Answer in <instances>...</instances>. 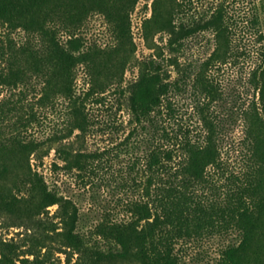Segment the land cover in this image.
<instances>
[{
  "label": "trees",
  "instance_id": "obj_1",
  "mask_svg": "<svg viewBox=\"0 0 264 264\" xmlns=\"http://www.w3.org/2000/svg\"><path fill=\"white\" fill-rule=\"evenodd\" d=\"M138 1L0 0V21L26 34L20 45L11 39L0 44L4 62L0 83L37 85L41 105L58 99L67 103L65 127L44 142L23 136L33 114L25 117L20 105L6 110L17 111L18 116L13 124L0 128V209L33 218L57 205V221L45 223L46 230L64 238L68 248L87 249L78 229V207L49 187L38 163L54 149L63 163L54 162L55 168L92 170L100 155L75 152L63 140L75 132L81 137L91 127L88 102L103 104L108 95L118 94L128 104L133 126L127 139L134 137L133 147H143L129 167L142 171L145 180L140 198L125 206L130 217H105L93 233L132 250L143 264H181L176 252L179 241L234 229L241 241L226 246L216 264H264V46L256 50L254 64L235 79L239 85L235 87L245 94L252 90V98L236 106L245 171L242 177L226 176L223 153L234 111L230 107L223 116L218 108L239 90L233 88L230 76L217 80L214 72L237 59L232 27L222 10L186 23L180 18V0H153L151 15L143 22L144 37L148 40L157 31L167 41L164 48L155 45V54L139 64L136 79L125 89L124 74L136 51L130 16ZM93 13L102 14L109 25L112 41L105 46L88 45L79 34ZM205 31L212 33V52L195 63L180 64L177 54ZM258 34L264 38L262 30ZM79 66L87 85L80 94L75 86ZM188 95L191 103L185 104L182 98ZM187 109L192 124L184 121ZM216 172L228 179L223 196L212 177ZM137 183L133 177L131 187L139 189ZM206 188L215 194L207 196ZM30 262L37 263L38 257Z\"/></svg>",
  "mask_w": 264,
  "mask_h": 264
},
{
  "label": "rangeland",
  "instance_id": "obj_2",
  "mask_svg": "<svg viewBox=\"0 0 264 264\" xmlns=\"http://www.w3.org/2000/svg\"><path fill=\"white\" fill-rule=\"evenodd\" d=\"M152 2L153 0H139L130 16L136 51L131 56L130 64L124 74L125 89L136 79L139 64L155 54V45L164 48L167 41V36L157 31H153V37L148 40L144 37L143 22L151 15ZM180 3L183 11L180 18L186 23L209 17L218 10H222L225 14L234 31V44L238 48L237 59L227 67L217 69L214 76L217 80L230 76L233 79V88L237 89L235 86L239 85L235 79L238 74L254 64L253 62L257 60L256 50L264 46V38L258 37L259 30L264 33V0H180ZM79 34L88 45L105 46L112 41L109 25L100 13L91 14ZM8 39L20 45L26 40V34L21 29L11 30L7 23L0 21V44L6 45ZM212 50V33L205 31L184 52L178 53L177 58L183 65L195 63L199 59L206 58ZM244 50L246 54L243 53ZM164 51L165 54L168 53L166 49ZM240 52L242 54H239ZM2 68L4 62L0 58V72ZM85 80L84 69L79 66L75 81L78 94L87 87ZM23 88L25 87L21 85L10 87L0 83V128H6L17 121L18 112L6 113V110L14 105H20L23 106L22 113L25 117L31 114L34 116L23 136L42 142L47 141L54 132H59L65 127L67 103L63 99H58L53 104L41 105L37 101L39 98L37 85ZM240 91L244 90L240 89ZM239 92H235L233 100L220 104L218 111L223 116L225 112L228 113L230 107L234 111L233 121L228 127L223 158L226 161V176L242 177L246 157L238 142L242 136V129L236 114V106L245 101L244 99L252 98V90L249 89L246 94L242 92L243 97L240 96L242 99H239ZM127 95L128 91L126 97ZM182 102L191 103L189 95L184 96ZM86 108L92 123L89 130L81 137H77L79 132H75L63 141L75 152L100 155L93 162L94 168L85 171L55 168L54 162L59 166L63 163L57 159L52 149L49 155L38 163V171L43 174L50 188L71 199L78 207V229L85 236L87 249L68 248L65 246L64 238L46 230L45 223L57 221L54 215L58 209L57 205L49 207L47 213L42 216L33 218L0 209V259L3 258V254L10 258L9 261L0 260V264H143L132 250L105 241L93 233L95 225L105 217L114 220H126L130 217L125 206L129 200L140 198L139 190L145 180L142 171L134 172L129 167L133 156L142 154L143 147H133L134 137L127 139L133 127L129 123L128 104L124 97L110 94L105 103L88 102ZM183 118L186 123L192 124L193 119L189 109L184 111ZM46 147L48 143L42 148ZM224 176L217 172L212 175L215 184L219 186L217 193L221 196L227 190L225 184L228 183V179ZM133 177L138 180L139 189L131 187ZM204 192L209 197L215 194L213 190L207 188ZM240 241V233L229 229L222 233L181 240L176 245V252L181 264H216L226 246L237 245ZM35 257H38V262L31 263L30 261Z\"/></svg>",
  "mask_w": 264,
  "mask_h": 264
}]
</instances>
